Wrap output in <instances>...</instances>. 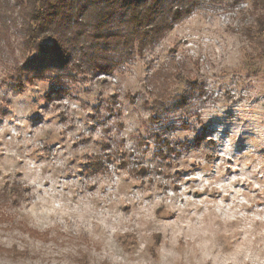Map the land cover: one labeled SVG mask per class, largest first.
<instances>
[{"label":"rangeland","instance_id":"rangeland-1","mask_svg":"<svg viewBox=\"0 0 264 264\" xmlns=\"http://www.w3.org/2000/svg\"><path fill=\"white\" fill-rule=\"evenodd\" d=\"M244 13L202 1L114 72L68 75L37 74L0 21V264H264Z\"/></svg>","mask_w":264,"mask_h":264},{"label":"trees","instance_id":"trees-1","mask_svg":"<svg viewBox=\"0 0 264 264\" xmlns=\"http://www.w3.org/2000/svg\"><path fill=\"white\" fill-rule=\"evenodd\" d=\"M202 1L0 0V21L17 28L23 47L34 54L28 62L37 74L53 68L68 75L73 67L112 73L134 49L151 47ZM206 1L245 11L238 33L264 56V0Z\"/></svg>","mask_w":264,"mask_h":264}]
</instances>
